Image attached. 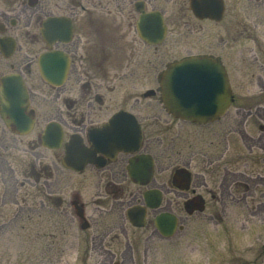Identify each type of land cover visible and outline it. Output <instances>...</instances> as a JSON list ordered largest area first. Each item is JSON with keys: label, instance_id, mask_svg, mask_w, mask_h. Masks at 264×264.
Returning a JSON list of instances; mask_svg holds the SVG:
<instances>
[{"label": "flooded vegetation", "instance_id": "obj_1", "mask_svg": "<svg viewBox=\"0 0 264 264\" xmlns=\"http://www.w3.org/2000/svg\"><path fill=\"white\" fill-rule=\"evenodd\" d=\"M199 10L201 16L194 13L192 0H0V63L10 69L0 74V84L5 75L22 83L35 121L34 104L53 99L59 118L47 122L59 123L64 136L68 122V137L81 138L89 161L79 171L62 169L87 172L112 196L103 208L106 214L88 218L80 194L62 197V173L42 164L37 211L43 246L44 223L52 211L59 222L66 215L88 232L86 252L96 255L97 264L115 258L112 264H169L173 259L195 264L185 253L178 255L188 222L236 220L230 214L233 207L246 208L245 221L264 219V213H257L264 211V81L258 94L248 96L250 102L237 101L221 53L228 1L200 0ZM190 58L220 62L225 68L229 90L220 106L226 98L230 103L209 122L178 119L164 108L161 88L152 85L166 68ZM158 63H164L160 70ZM33 66L39 83L30 80ZM136 77L148 79L150 86L126 85ZM157 104L167 118L156 112ZM143 110L149 114L142 115ZM162 121L170 128L180 122L200 130L197 145L186 139L183 151L176 150L177 167L171 170V164L157 166L151 148L155 138L146 134ZM14 129L12 135L21 136ZM174 137L167 139L166 149L174 146ZM131 207L144 212V227L130 222ZM164 214L177 223L171 235L157 229L156 218ZM128 228L141 233L123 242ZM229 233L222 230L219 237ZM191 255L203 263V255Z\"/></svg>", "mask_w": 264, "mask_h": 264}, {"label": "rangeland", "instance_id": "obj_2", "mask_svg": "<svg viewBox=\"0 0 264 264\" xmlns=\"http://www.w3.org/2000/svg\"><path fill=\"white\" fill-rule=\"evenodd\" d=\"M227 1L229 10L221 25V35L224 39L221 53L224 59H227L225 62L230 69L237 101H249L251 99L248 96L258 94V87L264 81V0ZM163 66L164 63H158L159 70ZM9 70L6 62L0 63V74ZM32 70L31 82L34 79L39 83L36 67L33 66ZM147 80L136 77L126 81V85L135 84L143 90L150 86L146 83ZM152 85L159 86L158 82ZM56 105L53 99H40L34 104L36 122L32 132L26 136H14L0 123V264H97L96 255L86 252L84 240L86 241L88 232L81 231L74 218L75 222L71 224L63 214L60 227V222L54 218L51 211L44 223L47 234L44 246L43 239L38 237L40 218L37 207L40 195L37 176L42 164L47 168L56 167L53 170L62 173V197L68 199L72 191L80 194L87 217L105 213L103 208L112 198L101 186H97L94 178L87 172L74 174L62 169V149L48 150L40 145L38 137L45 122L59 118ZM157 107L156 112L162 118H167L160 105L157 104ZM142 113L149 114L147 110ZM68 124L67 122L66 128L69 132L71 127ZM169 126L165 121L159 122L151 130L148 127L146 134L147 138H155L151 148L157 166L171 164V170L172 167H177L176 150L183 151L186 139L197 145L200 130L196 126L180 122H176L173 128ZM68 132L64 140H67ZM252 133H257L253 127ZM170 136H175L172 141L174 146L166 149V141ZM178 158L180 160L181 156ZM98 198L101 200L97 202ZM256 206L255 203L254 207ZM257 213L264 211L260 208ZM230 214L234 215L236 220L220 224L206 221L188 222L182 237L183 242L179 245V257L185 253L188 261L195 264L197 261L191 254L195 257L203 255L201 264H264V219L253 217L245 221V218H248L245 207H233ZM56 221L58 223L55 225ZM222 230H228L229 237H223V234L219 237ZM139 232L141 233V230L128 228L121 241L133 239ZM193 247L195 248L191 249ZM176 263V259L169 262Z\"/></svg>", "mask_w": 264, "mask_h": 264}, {"label": "water", "instance_id": "obj_3", "mask_svg": "<svg viewBox=\"0 0 264 264\" xmlns=\"http://www.w3.org/2000/svg\"><path fill=\"white\" fill-rule=\"evenodd\" d=\"M192 7L194 13L201 16L200 0H192ZM222 14L223 11L219 12L217 18L220 19ZM160 86L165 108L174 116L187 121L200 123L213 120L221 115L230 103V99L226 98L225 102L223 101L224 106H220L229 90L227 75L220 62L203 58L177 62L164 71ZM0 96V115L6 126H15L16 132L20 134L29 133L33 128L34 119L28 109V99L22 83L14 80L13 75L3 77ZM62 138L60 125L50 122L41 136L42 145L50 149L59 148ZM139 138L138 134V140ZM86 151L79 136H71L65 144L62 164L75 170L83 169L89 162ZM148 167H151V162ZM128 217L135 226H143L145 223L144 212H137L136 208L128 211ZM156 226L162 233L171 235L176 229V222L164 214L156 218Z\"/></svg>", "mask_w": 264, "mask_h": 264}]
</instances>
